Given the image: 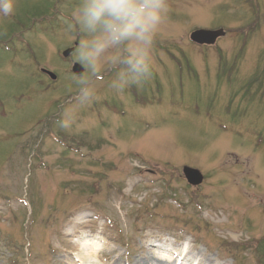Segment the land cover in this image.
<instances>
[{"label":"rangeland","instance_id":"1","mask_svg":"<svg viewBox=\"0 0 264 264\" xmlns=\"http://www.w3.org/2000/svg\"><path fill=\"white\" fill-rule=\"evenodd\" d=\"M77 2L16 0L0 17V264H66L85 246L94 264H156L165 244L264 264V0H169L152 80L116 94L104 73L65 130ZM220 28L214 46L190 42Z\"/></svg>","mask_w":264,"mask_h":264},{"label":"clouds","instance_id":"2","mask_svg":"<svg viewBox=\"0 0 264 264\" xmlns=\"http://www.w3.org/2000/svg\"><path fill=\"white\" fill-rule=\"evenodd\" d=\"M169 8V0H78L70 7L62 17L63 35L79 39L73 61L84 71L70 78L77 95L61 114L60 128L71 129L78 113L99 100L96 82L104 73H112L107 88L116 94L152 80ZM15 11L16 0H0V17Z\"/></svg>","mask_w":264,"mask_h":264},{"label":"bare ground","instance_id":"3","mask_svg":"<svg viewBox=\"0 0 264 264\" xmlns=\"http://www.w3.org/2000/svg\"><path fill=\"white\" fill-rule=\"evenodd\" d=\"M83 248V256L76 257V259H70L69 263L66 264H94L93 260L96 257L95 249H90L85 246ZM150 253H154V260L156 264H215L211 257L202 256V261L194 262L193 254L191 250L182 249L181 247H175L174 245L165 244L162 247L154 248L150 245ZM154 250V251H153ZM153 251V252H152ZM157 251V252H156ZM202 254L201 252L199 253ZM133 264H153L150 263L148 258H143L142 260L135 262Z\"/></svg>","mask_w":264,"mask_h":264},{"label":"water","instance_id":"4","mask_svg":"<svg viewBox=\"0 0 264 264\" xmlns=\"http://www.w3.org/2000/svg\"><path fill=\"white\" fill-rule=\"evenodd\" d=\"M226 32L223 29L218 30H206V29H200L196 30L190 35V40L200 46L207 45V46H213L217 43V41L223 37H225ZM76 45V44H75ZM74 48L67 49L63 52L62 56L64 58H69V56L74 52ZM83 67L77 63L73 64L72 72L75 75H80L83 72ZM42 72L50 77L51 80H56V76L45 69L42 70ZM183 175L187 182L191 186H199L203 182V175L201 172L197 169H193L190 167H184L183 168Z\"/></svg>","mask_w":264,"mask_h":264},{"label":"trees","instance_id":"5","mask_svg":"<svg viewBox=\"0 0 264 264\" xmlns=\"http://www.w3.org/2000/svg\"><path fill=\"white\" fill-rule=\"evenodd\" d=\"M228 69V68H227ZM225 70H226V68H225ZM229 70V69H228ZM264 73V72H263Z\"/></svg>","mask_w":264,"mask_h":264}]
</instances>
